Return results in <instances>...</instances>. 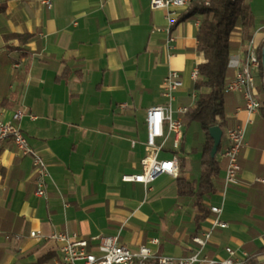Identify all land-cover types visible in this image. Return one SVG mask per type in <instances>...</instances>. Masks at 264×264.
<instances>
[{"label": "crops", "instance_id": "crops-1", "mask_svg": "<svg viewBox=\"0 0 264 264\" xmlns=\"http://www.w3.org/2000/svg\"><path fill=\"white\" fill-rule=\"evenodd\" d=\"M248 1L255 17L250 43L259 50L264 0ZM150 3L54 0L48 9L43 0H0V121L18 109L26 112L21 128L50 173L47 195L40 198L32 160L11 143L0 147V264H63L61 244L49 239L57 232L87 239L92 248L102 235L117 236L133 252L148 246L153 263L165 255L227 258L226 249L233 248L264 264V188L259 183L264 179V103L248 124L243 94H224L220 172L215 194L203 204L208 209L223 206L221 218L229 226L212 231L205 247L192 239L210 229L213 215L197 222L201 213L192 198L180 196L177 178L164 174L149 186L123 181L126 174L142 172L147 110L167 104L162 83L171 70L179 72L183 83L172 109L185 131L180 150H169V142L159 157L177 154L180 175L194 185L200 180L202 152L189 151L188 122L178 113L191 103L193 73L204 62L198 51L200 17L182 21L187 10L181 12L169 50L167 13L151 10ZM231 41L227 78L240 71L250 44L243 43L239 30ZM263 79L259 71L262 102ZM15 92L17 99L11 100ZM235 127L245 132L241 173L239 182L225 191L227 161L221 154L225 130Z\"/></svg>", "mask_w": 264, "mask_h": 264}, {"label": "built area", "instance_id": "built-area-1", "mask_svg": "<svg viewBox=\"0 0 264 264\" xmlns=\"http://www.w3.org/2000/svg\"><path fill=\"white\" fill-rule=\"evenodd\" d=\"M204 0H151L150 7L153 11H165L167 13V34L166 47L171 50L176 41L173 36V27L178 23L182 11L187 10L193 2ZM43 5L52 9L54 0H43ZM260 71V61L258 49L252 43L247 47L246 60L240 71L233 77L225 80L223 88L224 94L242 93L245 101V111L248 114L247 123H253L252 116L257 113L264 102L260 98V93L256 84V77ZM196 81L198 70L193 73ZM264 83V79H263ZM183 87L179 72L171 70L162 83L163 95L167 98L165 106H154L147 110V141L145 143L146 155L141 161L142 172L139 174H126L123 176L124 182L142 183L149 186L161 175H170L177 178L180 175V160L177 154L171 158H160V154L167 149L168 143L174 152L181 148L184 138V123L181 118L174 117L172 103L175 100L174 94ZM191 103L181 106L178 113L186 116L189 108L198 100L196 92L190 96ZM26 112L18 109L14 111L9 120L0 121V147L7 143L13 144L16 151L23 157L32 160L36 195L45 198L47 180L50 173L41 154L32 148L23 133L20 122ZM35 119V116H30ZM221 124V119L218 120ZM226 147L221 156L227 161L224 190L227 191L232 185L239 182L241 166L239 156L245 146V132L242 127L227 128L225 130ZM259 183L264 188V179ZM210 212L211 227L202 236H194L192 241L201 248L205 247L212 236V231L216 229H226L229 224L222 220L223 206H211ZM31 237L39 238V232H31ZM49 239L61 244L59 252L63 264H240L248 258V254H238L233 248H227V258L212 259L200 257L198 253L186 258H176L173 256H160L153 263L154 254L148 246H140L137 252H133L119 242L117 236L102 235L96 238L97 244L92 248L91 243L76 234L70 236L65 232L52 234ZM157 242V240H155ZM240 262V263H239Z\"/></svg>", "mask_w": 264, "mask_h": 264}, {"label": "trees", "instance_id": "trees-1", "mask_svg": "<svg viewBox=\"0 0 264 264\" xmlns=\"http://www.w3.org/2000/svg\"><path fill=\"white\" fill-rule=\"evenodd\" d=\"M195 15L200 17V29L197 36L198 51L203 55L204 62L198 66V78L192 90L201 92L208 88V94H200L198 100L191 106L185 116V122L197 121L206 135L202 146L201 172L198 185H194L184 175L177 177L180 196L192 198L193 206L198 208L201 215L197 222L205 221L210 209L203 204L204 200L216 192L215 182L220 172V162L217 155L222 148H218L216 156H212L214 140L210 136V129L217 126L218 120L224 118L225 80L229 74L230 53L234 44L232 35L241 32L243 43H250L253 39L255 17L248 0H204L193 2L181 19L187 20ZM30 36L13 35L12 38L23 40ZM26 40V39H25ZM264 44L258 50L260 74L264 78L263 70ZM27 64L25 69H29ZM17 99V92L11 100ZM222 127V124H220ZM264 251V249L262 250ZM243 264H258L254 257L248 256Z\"/></svg>", "mask_w": 264, "mask_h": 264}, {"label": "rangeland", "instance_id": "rangeland-1", "mask_svg": "<svg viewBox=\"0 0 264 264\" xmlns=\"http://www.w3.org/2000/svg\"><path fill=\"white\" fill-rule=\"evenodd\" d=\"M187 128L189 129L187 137V146L189 147V151L193 154L197 153V155L199 154L200 156V152H202V137L204 136L200 124L197 121H190L187 123Z\"/></svg>", "mask_w": 264, "mask_h": 264}, {"label": "water", "instance_id": "water-1", "mask_svg": "<svg viewBox=\"0 0 264 264\" xmlns=\"http://www.w3.org/2000/svg\"><path fill=\"white\" fill-rule=\"evenodd\" d=\"M262 63H263V70H264V49H263V61H262ZM209 133H210V136L214 140V148L212 151V156H216V154L218 152V148L220 147V145L222 143L223 130L220 126H215V127L210 129Z\"/></svg>", "mask_w": 264, "mask_h": 264}]
</instances>
